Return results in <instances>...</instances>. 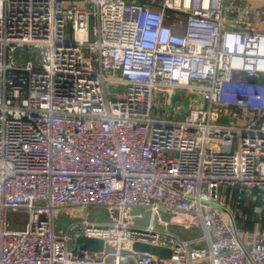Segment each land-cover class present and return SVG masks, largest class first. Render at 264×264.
Wrapping results in <instances>:
<instances>
[{
	"label": "built area",
	"instance_id": "built-area-1",
	"mask_svg": "<svg viewBox=\"0 0 264 264\" xmlns=\"http://www.w3.org/2000/svg\"><path fill=\"white\" fill-rule=\"evenodd\" d=\"M250 1L0 0V264H264V0ZM107 80L124 87L111 97ZM175 87L196 102L182 117L153 100ZM89 205L110 219L56 232V207Z\"/></svg>",
	"mask_w": 264,
	"mask_h": 264
},
{
	"label": "rangeland",
	"instance_id": "rangeland-1",
	"mask_svg": "<svg viewBox=\"0 0 264 264\" xmlns=\"http://www.w3.org/2000/svg\"><path fill=\"white\" fill-rule=\"evenodd\" d=\"M86 5L89 7H93V5L89 2L86 3ZM234 10L236 8H233ZM89 21V37H93V28L95 25V16L94 14H91ZM253 15L250 14L248 19H252ZM68 35V34H67ZM259 81L264 82V72H261V75L258 77ZM106 90L109 94V96H115L118 91H120L124 87V83L119 82L116 83L114 80H107L106 81ZM192 93H189L187 89L182 87H175L171 91L167 88L165 89H158L154 90L153 92V100L155 101V105L158 107L159 113H164L165 116L168 117H182L185 113V110L187 107L192 104L196 103L191 99ZM219 121L221 122H230L235 121L233 118H228L227 116L223 115L219 118ZM232 147H235V144L232 145ZM238 192L237 187L234 188H227L223 190L222 195H226L229 197V205L236 208V194ZM258 200H261L262 198L258 196ZM238 208V209H237ZM236 208V214L235 217L237 219V222L239 225H243L245 229L250 228L251 226V219H244L241 217L242 212L247 210L249 211V206L246 205H240ZM84 209L77 206H62V207H56L53 210V218H54V224H55V230L56 232L60 233L66 230V228L69 226V224L75 220H80L84 217ZM133 213H139L141 212L143 216H135L136 221L141 223H148L150 221L151 216V209L150 208H143V207H135L132 209ZM157 214H162L163 217H167L168 213L160 209L156 212ZM75 216V217H74ZM86 218L88 220H95V221H107L110 219V215L108 213V210L106 207L101 205H89L86 208ZM156 223V221H155ZM170 228L174 231L179 232L180 234L186 236L193 235L196 233H199L200 230H196L194 228H186L184 226H180L178 224H171ZM83 235L79 236L76 241V247L79 246V239ZM246 238H249V234H246Z\"/></svg>",
	"mask_w": 264,
	"mask_h": 264
},
{
	"label": "water",
	"instance_id": "water-1",
	"mask_svg": "<svg viewBox=\"0 0 264 264\" xmlns=\"http://www.w3.org/2000/svg\"><path fill=\"white\" fill-rule=\"evenodd\" d=\"M79 246H86L91 250H101L103 248V239L98 237L82 236L79 239ZM132 247L136 250H150L162 255H169L171 252V249L167 246L158 247L139 240L134 241Z\"/></svg>",
	"mask_w": 264,
	"mask_h": 264
},
{
	"label": "trees",
	"instance_id": "trees-1",
	"mask_svg": "<svg viewBox=\"0 0 264 264\" xmlns=\"http://www.w3.org/2000/svg\"><path fill=\"white\" fill-rule=\"evenodd\" d=\"M235 85H237V86H241L242 89H243V90H246V91L250 89V87H249L250 85H249V84H247V83H237V82H234V81L226 82V83H225V89H226L227 91H229V90L235 88ZM252 90H257V91H259V90H261V86H258V85H256V86H252ZM258 201H260V200H258Z\"/></svg>",
	"mask_w": 264,
	"mask_h": 264
},
{
	"label": "crops",
	"instance_id": "crops-1",
	"mask_svg": "<svg viewBox=\"0 0 264 264\" xmlns=\"http://www.w3.org/2000/svg\"><path fill=\"white\" fill-rule=\"evenodd\" d=\"M250 2L253 5V7H260L262 4L261 0H251ZM179 30H181V29H179Z\"/></svg>",
	"mask_w": 264,
	"mask_h": 264
},
{
	"label": "bare ground",
	"instance_id": "bare-ground-1",
	"mask_svg": "<svg viewBox=\"0 0 264 264\" xmlns=\"http://www.w3.org/2000/svg\"><path fill=\"white\" fill-rule=\"evenodd\" d=\"M84 213V212H83ZM75 217V216H74ZM84 217H86V215H84Z\"/></svg>",
	"mask_w": 264,
	"mask_h": 264
}]
</instances>
